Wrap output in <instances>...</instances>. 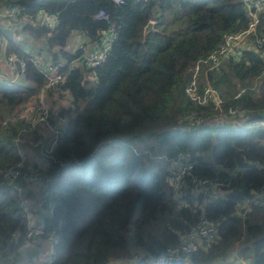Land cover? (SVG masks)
<instances>
[{
	"label": "trees",
	"instance_id": "trees-1",
	"mask_svg": "<svg viewBox=\"0 0 264 264\" xmlns=\"http://www.w3.org/2000/svg\"><path fill=\"white\" fill-rule=\"evenodd\" d=\"M13 8L20 11L15 25L3 15ZM40 9L58 13V23L32 24L30 17ZM101 10L109 20L98 17ZM151 20L154 30L145 34ZM252 20L243 0H0L5 53L27 65L22 82L0 78V104L8 111L0 117V264H145L163 254L200 216L175 204L172 160L182 155L195 160L194 174L230 182L232 191L228 199L205 207L206 216L218 221L217 237L178 264L224 262L235 250L238 260L264 264V216L254 221L250 212L244 218L236 205L264 187V170L252 164H264V10L253 36L261 41L258 49L230 53L223 65L208 70L202 84L217 90L222 110L234 106L244 115L223 125L187 122L193 114L212 118L219 113L214 104L201 105L188 96L189 68ZM111 25L117 37L105 61L82 65L87 45L98 46ZM21 33L41 41L48 56L39 60L21 47L15 38ZM75 33L89 42L71 50ZM38 61L61 64L62 87L75 99L73 106H64L48 94V120L67 121L56 141L50 131H38L41 125L32 131L29 121L7 118L38 99L45 83ZM242 88L246 91L237 97ZM38 141L44 147L34 146ZM24 142L47 164L34 165L36 192L23 193L32 186L24 177L22 192L3 177L8 167L22 162ZM25 163L23 173L28 172ZM33 197L39 209L29 203ZM195 197L188 190L191 202ZM250 208L263 209L264 201ZM31 214L45 236L24 249ZM53 232L59 242L49 246L46 239Z\"/></svg>",
	"mask_w": 264,
	"mask_h": 264
},
{
	"label": "built area",
	"instance_id": "built-area-1",
	"mask_svg": "<svg viewBox=\"0 0 264 264\" xmlns=\"http://www.w3.org/2000/svg\"><path fill=\"white\" fill-rule=\"evenodd\" d=\"M115 2L122 3L123 0H114ZM251 9L253 20L249 27L238 34L227 35L224 43L214 51L208 58L202 59L196 62L189 68L191 74V81L186 87V93L195 102L201 105L214 104L215 110H218V114L211 117H201L191 115L187 117V122L190 126L205 125L207 123L215 125H223L226 123H233L244 115V112L234 106L228 107V109L222 110L223 99L215 88L209 84H204L207 80L205 76L209 69L217 68L222 65L225 58L230 53L238 54L240 48L244 43L253 39L256 42L255 50L258 49L261 41L254 39L256 34V28L259 22V13L264 10V0H243ZM11 17V25H15L19 22L20 11L16 8L11 9L8 13L3 14ZM99 18L109 20V15L105 11L101 10L98 14ZM32 24H44L47 27H54L59 21L58 13H49L44 9L38 10L36 15L30 17ZM117 37L116 27L111 25L108 29L102 31L101 43L98 46L90 47L84 58L86 63H91L92 66H98L102 64L108 53L110 52L113 43ZM242 43V44H241ZM253 43V42H252ZM240 44V45H239ZM240 46V47H239ZM4 52L5 63L8 71H2L0 69V78H3L11 82H22L27 79V65L22 59H18L12 52L5 53V42L0 38V54ZM262 57L264 59V48L261 50ZM61 65V64H60ZM60 65L43 61H38L37 66L40 68L45 78V83L41 87L38 99L33 102H29L20 106L23 107V114L20 111L13 114L10 120L26 118L32 126L31 129L37 127L36 125H46L50 132L54 135L55 141L61 136L64 130L67 128V121L64 118L59 117L55 124H51L48 120L49 117V105L47 102L48 94L51 92L61 100V104L64 106H73L74 98L71 93L62 87L65 81V75L60 70ZM246 91L242 88L237 94L239 97ZM19 115V116H18ZM7 124V120L3 122ZM55 144V142H54ZM36 147H44L43 141H38L34 144ZM195 160H192L189 156L182 155L177 159L172 160V167L174 168L171 177V186L174 190L175 204L179 209L192 208L195 211H200V216L197 222L191 226V228L181 236V242L178 245L170 246L166 251L158 256L146 259L145 264H178L185 256L190 255L198 247L203 246L204 241H212L218 235V221L210 219L205 215V207L209 202H215L218 200L228 199L232 189L230 188V182H223L220 180H211L203 178L194 174L192 171L195 166ZM259 171L264 170V164L259 161L252 162ZM237 170L231 172L234 175ZM4 180L8 181L11 185H15L17 191H23V185L20 183V179L24 177L30 184H34L39 181L38 175L30 173L26 175L22 171V162L8 167L3 174ZM188 190H191L196 197L191 202L187 198ZM199 196L201 199L199 200ZM260 200L264 201V187L256 191L255 195L250 199L244 201H237V209L245 208L250 209L251 203H259ZM51 209L54 206L51 205ZM33 215L28 216V231L23 243L24 249H30L36 245L42 237L45 236V230L42 225L38 224ZM59 235L55 232L51 233L46 241L52 243L59 242ZM48 254V250L46 251Z\"/></svg>",
	"mask_w": 264,
	"mask_h": 264
},
{
	"label": "rangeland",
	"instance_id": "rangeland-1",
	"mask_svg": "<svg viewBox=\"0 0 264 264\" xmlns=\"http://www.w3.org/2000/svg\"><path fill=\"white\" fill-rule=\"evenodd\" d=\"M15 38H16V41L19 43V45L21 47H23L26 51H28L29 53L33 54L34 56H37V58L39 60H43V58H45V56H48V52H47V49L44 47V44L41 41H37V40L33 39V37H31L29 34H26V33L22 34L21 33L19 36H15ZM73 40H71V41H73ZM253 44H254V40L251 39L247 43H244L243 47H247L248 49L255 50V45H253ZM68 48L71 49V44L68 45ZM242 49L243 48H240V50H242ZM239 53H240V51H239ZM1 54L3 55L4 52H2ZM228 58L229 57H227V59ZM224 60L222 62V65L226 61V60L225 61ZM85 64L88 67H92L91 63H85ZM22 109H23V107L21 109H20V107H18L11 115H8V117H7V118H9L8 120H10V118L13 117L12 115L15 114L16 112H18V114H19L20 111H21L22 114H23V110ZM7 113H8L7 108L0 104V117H2L3 115H6ZM22 119H24V118H22ZM24 120H27V119L25 118ZM239 124H240L239 122H236V125H239ZM37 129H38L39 132H42V133H48L47 130L50 131L46 126H43V125L39 126ZM33 130H34V128L32 129V131ZM28 132H31V131H28ZM28 132L26 133V135L29 134ZM41 151H42V149H41ZM21 154H22V157H23L22 168L24 167L25 161L29 162L28 165L25 163L26 168H27L26 171H28V172L25 173L26 175H29L30 173H34L32 171H35V167H34L35 164H38L39 168L46 167V165H47L45 163L46 161L43 158H41V156L39 155V152H38L37 148H35L33 145L31 146L29 143H25V145L23 147H21ZM33 187H34V185L28 186V189L24 190L23 193H26L27 190H29V189L30 190L32 189V190H34V192H36L37 189H34ZM35 201H37V198L33 197V198H31L29 200V203L31 202V205H33V207L39 209V206L36 205L37 202L35 203ZM239 210H241L240 212L243 214L244 218L248 215V213L251 212L255 216L254 217V221H261L263 216H264V208L260 209V210H254V208H250L249 210H245V208H240ZM46 242H48L49 246H51V241H46ZM43 243H44V241H43ZM235 251H234V253L232 252L231 255L224 262H219V263L217 262V263H214V264H238L239 261H242V263L244 264L245 262H248V260H243V259L242 260H238V259H236L235 257L237 255V252H235Z\"/></svg>",
	"mask_w": 264,
	"mask_h": 264
},
{
	"label": "crops",
	"instance_id": "crops-1",
	"mask_svg": "<svg viewBox=\"0 0 264 264\" xmlns=\"http://www.w3.org/2000/svg\"><path fill=\"white\" fill-rule=\"evenodd\" d=\"M71 40H73V41L70 42V44H71V50H76L77 48L81 47L82 45L84 46L87 42H89L88 39H87V37H85V36H83L81 34H78V33H75L73 35V37L71 38ZM253 45H256V42L255 41H254V44ZM88 47L90 48V46L87 45V50L89 49ZM91 47H93V46H91ZM0 69L2 71H5V72L8 71L7 66H6V63H5L4 55H2V54H0ZM239 260H241V259H239ZM238 264H243V263H242V261H239ZM244 264H250V263L249 262H245Z\"/></svg>",
	"mask_w": 264,
	"mask_h": 264
},
{
	"label": "water",
	"instance_id": "water-1",
	"mask_svg": "<svg viewBox=\"0 0 264 264\" xmlns=\"http://www.w3.org/2000/svg\"><path fill=\"white\" fill-rule=\"evenodd\" d=\"M34 1V0H31V2ZM154 30V22L151 20L148 22V24L146 25L145 27V34H147L148 32L150 31H153ZM86 63V59L83 58V60L81 61V64H85Z\"/></svg>",
	"mask_w": 264,
	"mask_h": 264
}]
</instances>
